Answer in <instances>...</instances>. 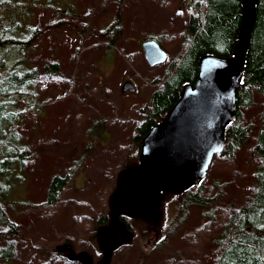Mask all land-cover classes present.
Instances as JSON below:
<instances>
[{"label": "rangeland", "instance_id": "obj_1", "mask_svg": "<svg viewBox=\"0 0 264 264\" xmlns=\"http://www.w3.org/2000/svg\"><path fill=\"white\" fill-rule=\"evenodd\" d=\"M192 1L14 0L18 5L8 13L29 21L40 35L25 57L0 48V76L18 61L22 69L35 68L39 78L27 96L17 101L23 109L35 102L18 127L30 159L23 171L15 166L14 174L19 177L9 181L7 200L44 202L50 179L64 176L84 151L88 157L58 205L44 211L20 207L8 211L14 232L0 226V247L4 254L5 240H11L13 250L11 261L4 264L81 263L74 258L95 264H209L215 256L212 238L252 189L253 134L233 161L214 157L202 180L213 202L189 208L185 221L162 248L152 244L149 224L162 217L167 195L153 197L150 193L145 204L131 201L137 211L125 221H131L133 229L114 221L119 234L116 240L113 233L109 236L107 222L104 226L97 222L99 215H107L110 221L125 208L122 192L128 170L123 166L135 127L143 119L139 112L148 104L152 91L160 87L168 63L181 50V34L188 28ZM117 18L119 33L110 29ZM160 35L163 40L158 42L168 57L150 66L141 43ZM51 63L57 64L56 73L49 70ZM125 82L134 90L123 92ZM263 109L261 99L255 98L253 106L244 111V122L256 126ZM225 182L229 185L221 190ZM93 234L89 242L87 237Z\"/></svg>", "mask_w": 264, "mask_h": 264}, {"label": "trees", "instance_id": "obj_2", "mask_svg": "<svg viewBox=\"0 0 264 264\" xmlns=\"http://www.w3.org/2000/svg\"><path fill=\"white\" fill-rule=\"evenodd\" d=\"M17 5L18 2L15 3L14 0H0V12L1 10L4 12L0 13V48L21 52V56H24L40 35V31L29 21L22 19L20 21L14 14L8 13ZM55 11H59V8L55 7ZM22 18L28 20V17ZM241 20L240 0L192 1L188 28L181 34V50L178 56L168 63L160 87L152 91L148 104L139 112L143 119L135 127L124 170L138 168L142 139L154 125L164 122L179 99L183 87L196 81L200 58L204 55L220 57L235 55ZM110 29H116L117 33L121 32L119 18L111 24ZM144 40L163 39L160 35L156 38L150 36ZM77 51L80 54L82 46H79ZM49 70L56 73L57 64L51 63ZM38 78L39 74L35 68L30 66L22 69L18 61L13 62L5 74L0 76V226L7 227L11 233L14 232V222L8 216V211L14 212L17 207L44 211L58 205L66 188L88 157L87 151H84L73 161L64 176L55 175L50 179L44 202L31 204L7 200L11 189L9 181L19 177L14 174L15 166L23 171L30 159L27 145L18 127L26 112L35 107V102L29 103L23 109L19 108L17 101L27 96ZM255 98L261 99L264 107V0H259L256 5L255 22L244 56L242 77L236 90L234 118L225 127V148L215 155V158L233 161L243 144L253 134V147L250 153L255 160L252 169V189L242 197L237 207H233L222 228L212 238L216 254L209 264H264V109L259 113V123L256 126L244 122V111L253 106ZM215 184L218 186L219 183ZM228 185V182L220 185L221 190ZM206 190L201 181L181 193L165 197L161 206L162 217L153 218L149 224L153 235L159 233L161 237L153 238L152 244L155 248H162L166 244L167 237L185 221L189 208L207 207L213 202V197L210 198ZM219 194L220 191L216 195ZM107 217L99 215L97 220L99 226L106 224ZM132 220L133 223L137 222V219ZM212 220L211 218L208 224ZM132 225L131 221L126 222L128 230L133 229ZM141 231L140 229V233ZM91 237H94V234L87 237L89 242ZM5 246L7 249L3 250L4 254L1 253L0 247V261L3 264L11 261L13 242L5 240ZM52 259L50 258L48 262Z\"/></svg>", "mask_w": 264, "mask_h": 264}, {"label": "water", "instance_id": "obj_3", "mask_svg": "<svg viewBox=\"0 0 264 264\" xmlns=\"http://www.w3.org/2000/svg\"><path fill=\"white\" fill-rule=\"evenodd\" d=\"M240 1L242 20L235 55L200 58L196 81L183 87L164 122L154 125L142 139L138 168L125 170L126 178L136 177L137 191L133 195L143 203L148 190L158 195L177 194L200 183L215 155L225 148V127L234 118L236 90L259 0ZM141 48L150 66L167 60L166 50L156 40H145ZM128 89L134 90L133 85L123 83L121 90ZM127 210L128 207L124 212ZM74 259L82 264H95Z\"/></svg>", "mask_w": 264, "mask_h": 264}, {"label": "flooded vegetation", "instance_id": "obj_4", "mask_svg": "<svg viewBox=\"0 0 264 264\" xmlns=\"http://www.w3.org/2000/svg\"><path fill=\"white\" fill-rule=\"evenodd\" d=\"M167 56H168V54H167ZM136 191H137L136 177L135 176L133 178L127 177V183H126V186L124 187V190L122 192V199H123V202L125 204V208L128 207V210L126 212H124L125 208L119 209L117 211V213L118 212H120V213L118 215L116 213L113 220H110V221L107 220V226L109 228V236L113 233V235H114L113 238H118V235H119L118 234V231H116V229H114V227H113L114 221H115V223L116 222L117 223H120L121 222L123 224V226L126 228L127 226H126L125 219L126 218L128 219V217L131 216V215H129L130 213L131 214H135V212L137 211L136 210V206H134V204H132V202H131V201H135V200H141V198H139L138 196H134L133 195L134 192H136ZM150 193L152 194L151 196H153V197H155V196L158 195L156 193H153L152 190L151 191L148 190V192H147L148 195H147L146 202L149 199L148 196H149ZM129 197L131 199H128ZM143 204H145V203H143ZM153 236H154L153 238H161L159 233H157L156 235H153ZM105 238H107V237H105Z\"/></svg>", "mask_w": 264, "mask_h": 264}]
</instances>
